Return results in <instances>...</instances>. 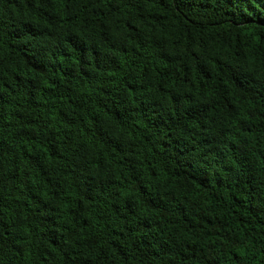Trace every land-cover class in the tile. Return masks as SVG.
<instances>
[{
  "label": "trees",
  "instance_id": "16d2710c",
  "mask_svg": "<svg viewBox=\"0 0 264 264\" xmlns=\"http://www.w3.org/2000/svg\"><path fill=\"white\" fill-rule=\"evenodd\" d=\"M0 264H264V0H0Z\"/></svg>",
  "mask_w": 264,
  "mask_h": 264
}]
</instances>
